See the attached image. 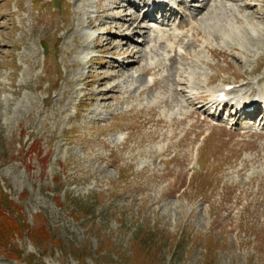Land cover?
I'll list each match as a JSON object with an SVG mask.
<instances>
[{
  "label": "rangeland",
  "instance_id": "obj_1",
  "mask_svg": "<svg viewBox=\"0 0 264 264\" xmlns=\"http://www.w3.org/2000/svg\"><path fill=\"white\" fill-rule=\"evenodd\" d=\"M122 2L0 0V264H264V132L203 98L264 96V3L209 0L171 60Z\"/></svg>",
  "mask_w": 264,
  "mask_h": 264
},
{
  "label": "bare ground",
  "instance_id": "obj_2",
  "mask_svg": "<svg viewBox=\"0 0 264 264\" xmlns=\"http://www.w3.org/2000/svg\"><path fill=\"white\" fill-rule=\"evenodd\" d=\"M118 1H123L124 2V0H118ZM127 2H129V4H131L132 3V0H126ZM142 1V0H141ZM178 1V0H177ZM176 1V2H177ZM116 2L117 1H114L113 2V4H114V6H115V4H116ZM195 2H199L198 0H195ZM204 2V4L201 6V9L202 10H197L198 12V15H201V13L203 12V9H205L206 7H208V2H209V0H204L203 1ZM211 2V1H210ZM223 3V2H222ZM181 4H184V3H182L181 2ZM212 5V4H211ZM215 6V5H214ZM217 6H219L218 8L219 9H223L224 10V6L223 5H217ZM209 7H210V5H209ZM213 7V6H212ZM207 9V8H206ZM205 9V10H206ZM229 9V8H228ZM212 10V9H211ZM214 10V9H213ZM208 11V10H207ZM221 11V10H220ZM219 11V12H220ZM169 12H170V17H172V16H174V12L172 11V9H171V7L169 8ZM215 12V11H214ZM216 13V12H215ZM214 13V15H216ZM206 14V13H205ZM220 14V13H219ZM221 15H222V13H221ZM224 15V14H223ZM217 16V15H216ZM225 16V15H224ZM128 17H129V19L127 18L126 20H125V22H124V24H122V26H124V25H127L129 28L128 29H126V34H129V35H136L137 33H139L138 32V30L140 29V27H141V23H139L137 20H136V18L137 17H135V15H128ZM150 17V15H147L145 18H149ZM201 17V16H200ZM218 17V16H217ZM119 18V17H118ZM124 18H126V17H122L121 19H124ZM214 18V17H213ZM224 18V17H223ZM138 19V18H137ZM209 19V18H208ZM215 19V18H214ZM187 21V20H186ZM184 22V21H183ZM89 23H94V21L93 20H90V22ZM182 23V22H181ZM185 23V22H184ZM197 24H198V22H197ZM90 25V24H89ZM91 26H95L94 24L92 25L91 24ZM122 26H119L120 27V29H122ZM195 26V25H194ZM119 29V28H118ZM195 29V28H194ZM207 29V28H206ZM209 29H211V30H213V31H217V28H216V24H213V25H211V27H209ZM130 32H129V31ZM122 31V30H121ZM202 32V31H201ZM149 33V32H148ZM148 33H147V42L146 43H149V36H148ZM211 33V32H210ZM215 33V32H214ZM194 34V33H193ZM213 34V33H212ZM211 34V35H212ZM217 34V33H216ZM130 38L129 37H126V47H128V49L126 50V51H128V50H131V48H130V45L132 44L131 42H130V40H129ZM113 41L111 40L109 43H112ZM131 43V44H130ZM121 46V45H120ZM122 47V46H121ZM123 47H125V46H123ZM164 49V48H163ZM148 51V52H147ZM158 51H160V50H158ZM146 52L151 56V55H153V54H157V53H155V50H154V48H151L150 50H146ZM166 52V51H165ZM161 53V52H160ZM132 54H135L136 56H138L139 54L138 53H136V52H132ZM114 55V54H113ZM163 55V54H162ZM187 55V54H186ZM177 56V54H174V56H173V59L175 58ZM192 56V55H191ZM163 57V56H162ZM140 58H142V53H141V55L138 57V59H140ZM190 58V57H189ZM131 63H135L134 62V60L133 61H131L129 64H127V65H121V67L123 68V69H125V70H129V65L131 64ZM131 70H133V69H130L129 71L131 72ZM160 70H162L161 69V66H159V65H156V66H149V67H146L145 69H144V71H145V73L146 72H148V73H153V72H159ZM128 71V72H129ZM117 78V77H116ZM152 87V86H151ZM153 87H159V83L157 82V81H155L154 83H153ZM175 86H173L172 88H174ZM179 87V86H178ZM241 87V86H240ZM170 90V89H169ZM172 91H174V90H172ZM176 91L177 92H180L181 93V90L179 89V88H177L176 89ZM176 91H175V93H176ZM254 91V90H253ZM174 94V93H173ZM174 97V96H173ZM170 104V103H169ZM210 104L212 105L213 103L211 102V103H208L207 105L208 106H210ZM194 111H196V110H192L191 112H190V116H193V113H194Z\"/></svg>",
  "mask_w": 264,
  "mask_h": 264
}]
</instances>
